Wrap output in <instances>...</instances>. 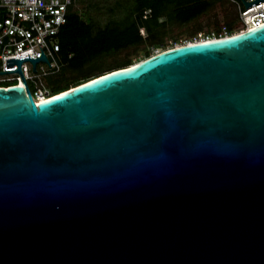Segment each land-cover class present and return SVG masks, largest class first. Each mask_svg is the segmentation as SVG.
<instances>
[{
    "label": "water",
    "instance_id": "obj_1",
    "mask_svg": "<svg viewBox=\"0 0 264 264\" xmlns=\"http://www.w3.org/2000/svg\"><path fill=\"white\" fill-rule=\"evenodd\" d=\"M23 61L48 63L0 72V264H264V26L38 105Z\"/></svg>",
    "mask_w": 264,
    "mask_h": 264
},
{
    "label": "trees",
    "instance_id": "obj_2",
    "mask_svg": "<svg viewBox=\"0 0 264 264\" xmlns=\"http://www.w3.org/2000/svg\"><path fill=\"white\" fill-rule=\"evenodd\" d=\"M85 1L76 0L80 8H70L67 22L59 33L58 57L62 72L46 80L52 96L154 55L155 49L165 47L168 26L189 25L206 15L220 0ZM223 25L229 35L235 33L234 19ZM218 27L215 23L208 29ZM199 31L202 28H197L190 40Z\"/></svg>",
    "mask_w": 264,
    "mask_h": 264
},
{
    "label": "built area",
    "instance_id": "obj_3",
    "mask_svg": "<svg viewBox=\"0 0 264 264\" xmlns=\"http://www.w3.org/2000/svg\"><path fill=\"white\" fill-rule=\"evenodd\" d=\"M224 1L228 2L236 12V29L232 35L264 26V1L247 9L242 0ZM244 1L251 3L254 0ZM77 7L76 0H0V28L3 26L2 12H7L4 17V26L0 30V72L17 69L16 65L6 67V59H20L27 56L36 59L42 52L48 60L49 64L37 63L35 73L30 61H23L20 64V71L36 105L41 100L54 97L46 80L62 72L58 57L60 51L58 37L67 22L70 8L78 9ZM228 36L231 35L222 24L216 29L199 31L185 44ZM9 87L24 88L18 72L0 74V89Z\"/></svg>",
    "mask_w": 264,
    "mask_h": 264
},
{
    "label": "rangeland",
    "instance_id": "obj_4",
    "mask_svg": "<svg viewBox=\"0 0 264 264\" xmlns=\"http://www.w3.org/2000/svg\"><path fill=\"white\" fill-rule=\"evenodd\" d=\"M93 2H98L102 0H92ZM85 2H88L87 0ZM80 8V5L77 7ZM236 12L234 8L226 1L220 0L216 2L214 6L209 10V12L198 18L196 21L189 25L178 26L176 24H171L168 26V32L165 40V47L163 49H170L172 47L183 45L193 36L197 28H202V30H208L209 26L213 24L222 25L223 22H227L231 19H234V29H236ZM104 21V18L101 19V22ZM162 48L155 49L154 54L158 51H164ZM128 52H123L119 55L120 58L124 57ZM133 60H137L133 57Z\"/></svg>",
    "mask_w": 264,
    "mask_h": 264
},
{
    "label": "bare ground",
    "instance_id": "obj_5",
    "mask_svg": "<svg viewBox=\"0 0 264 264\" xmlns=\"http://www.w3.org/2000/svg\"><path fill=\"white\" fill-rule=\"evenodd\" d=\"M190 43H193V42H190ZM179 46V45H178ZM136 63H138V62H136ZM136 63H134L133 65H135ZM97 77H95V78H93V79H90L89 81H91V80H94V79H96ZM89 81H86V82H84V83H81V84H85V83H87V82H89ZM80 84V85H81ZM76 86H73L72 88H70V89H73V88H75ZM69 89V90H70ZM43 101H45V100H41V101H39L38 103H41V102H43Z\"/></svg>",
    "mask_w": 264,
    "mask_h": 264
}]
</instances>
